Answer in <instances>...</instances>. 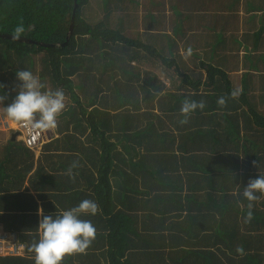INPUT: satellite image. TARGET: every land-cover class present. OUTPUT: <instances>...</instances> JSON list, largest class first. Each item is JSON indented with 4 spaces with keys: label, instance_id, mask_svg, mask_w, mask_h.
<instances>
[{
    "label": "trees",
    "instance_id": "obj_1",
    "mask_svg": "<svg viewBox=\"0 0 264 264\" xmlns=\"http://www.w3.org/2000/svg\"><path fill=\"white\" fill-rule=\"evenodd\" d=\"M258 2L0 0V36L23 22L32 42L0 37V106L21 70L67 97L37 166L23 143L0 145V228L26 246L0 264H35L39 206L55 216L84 199L100 209L82 217L96 239L62 264H264V196L247 222L242 195L264 175V13L240 15L263 12ZM185 98L206 106L181 125ZM123 201L133 215L117 209ZM150 220L163 228L153 233Z\"/></svg>",
    "mask_w": 264,
    "mask_h": 264
},
{
    "label": "clouds",
    "instance_id": "obj_2",
    "mask_svg": "<svg viewBox=\"0 0 264 264\" xmlns=\"http://www.w3.org/2000/svg\"><path fill=\"white\" fill-rule=\"evenodd\" d=\"M24 33L25 27L23 22H21L14 28L12 40L19 41ZM192 54L193 50L188 48L185 59ZM16 77L20 82L17 95L7 107L0 106L6 117L12 122L20 123L31 131L44 133L55 130L58 127L59 117L67 106V97L64 90L62 88L48 89L39 77L29 70L17 71ZM239 95L240 92L238 90H234L230 94L233 99H236ZM5 99H7L5 95H0V105H3ZM226 103L227 97L225 96H221L217 100V104L220 107H226ZM205 106L206 104L203 100L195 101L185 98L180 108V115L183 117L179 121L180 124H187L192 114L197 109L203 110ZM3 126L5 127V123H3ZM11 131L8 130L6 132ZM14 137H16L15 140L23 143L25 148H27L19 132H14ZM17 137H19L20 141ZM42 145L43 140L41 145L35 150ZM35 150L30 151L34 153ZM78 166V161H74L69 166L68 175L70 177L72 176V169ZM242 195L248 201V212L245 219L247 222H251L254 205L261 196H264V175L259 174L258 178L249 180L247 186L243 188ZM99 210L98 204L90 199H84L77 206L61 211L55 216L52 214L45 215L43 208H39L38 215L41 219L38 229L40 237L38 242H34L29 249L35 253V264H62L65 256L85 253L96 239L97 230L91 220L83 219L82 217L95 216ZM0 232L13 234L3 228H0ZM237 252L243 255V247H238Z\"/></svg>",
    "mask_w": 264,
    "mask_h": 264
},
{
    "label": "built area",
    "instance_id": "obj_3",
    "mask_svg": "<svg viewBox=\"0 0 264 264\" xmlns=\"http://www.w3.org/2000/svg\"><path fill=\"white\" fill-rule=\"evenodd\" d=\"M8 130L19 132L23 138L26 147L35 150L42 143L44 133L41 131H31L20 123L12 122L9 125L5 123ZM25 252V246L20 245L15 234L0 232V256H21Z\"/></svg>",
    "mask_w": 264,
    "mask_h": 264
},
{
    "label": "crops",
    "instance_id": "obj_4",
    "mask_svg": "<svg viewBox=\"0 0 264 264\" xmlns=\"http://www.w3.org/2000/svg\"><path fill=\"white\" fill-rule=\"evenodd\" d=\"M195 34L196 33H194V36H195ZM186 54V53H185ZM183 57H185V55H182ZM240 72V73H239ZM239 72H234V73H230V76L232 77V78H234V83L237 85V86H239V84H240V81H239V78H241V75L244 73L243 71H239ZM163 82L165 83V84H168L169 85V83L163 78ZM7 118V117H6ZM8 119V118H7ZM1 133V132H0ZM2 134H5V135H8L9 133H7L5 130H4V132H2ZM56 136H55V132H54V130H51V131H46V132H44V138H43V145H46L47 143H49L50 141H52V139H54ZM15 138L16 137H12V139L11 140H15ZM18 138V140L20 141V139H19V137H17ZM3 139H5V138H0V141L2 140V142H4V140ZM9 141V140H8ZM8 141H5V142H8ZM4 145V144H3ZM43 145L40 147V148H38L37 150H35L34 151V154H35V159H36V166H37V162L39 161V157L42 155V148H43ZM5 146V145H4ZM27 185V184H26ZM132 195V194H131ZM131 195H127V196H125V197H123V196H119L120 198H123V199H128V200H130L129 198H130V196ZM140 198V197H139ZM115 202L116 203H118V200L116 199L115 200ZM128 203V201H123V202H121V204L122 205H119L118 207H117V209L118 210H123V211H125L127 214H132V213H135V210H131L130 209V207H127V208H123L124 206H128V205H130V204H127ZM147 205H146V202H144V203H141V207L140 206H138V207H140L141 208V211H140V215H143V214H145V212L146 211H148V210H146L145 209V207H146ZM40 208L42 207V206H39ZM132 212V213H131ZM133 215V214H132ZM157 217L156 218H158V217H160V215L159 214H157L156 215ZM152 220V219H151ZM150 220V221H151ZM130 224H131V227L133 228L134 227V225H133V220H132V222H130ZM166 224V223H165ZM165 224H164V226H165ZM148 228H150L152 231H153V233H158L159 232V229H161V228H163V226L161 225V224H159V223H157V222H154L153 223V221H151V223H150V225H146ZM134 230H135V228H133ZM140 231H141V229H140ZM142 232H149L147 229H143L142 230ZM13 234H15L16 235V237H17V241H18V234L16 233V232H13ZM132 239H135V238H132ZM135 241H136V239H135ZM18 243L19 244H22V243H20L19 241H18ZM22 245H24V244H22ZM25 246V245H24ZM25 254H26V246H25V252H24V254L22 255V256H20V257H23V256H25ZM7 257H12V256H7ZM81 264H87V262H86V260H84V262H82Z\"/></svg>",
    "mask_w": 264,
    "mask_h": 264
},
{
    "label": "rangeland",
    "instance_id": "obj_5",
    "mask_svg": "<svg viewBox=\"0 0 264 264\" xmlns=\"http://www.w3.org/2000/svg\"><path fill=\"white\" fill-rule=\"evenodd\" d=\"M103 1H107V0H103ZM109 1H110V4H111L114 0H109ZM166 1L168 2V0H166ZM251 1L254 2V0H251ZM139 2L142 4L143 0H139ZM258 3H261L260 0H259ZM244 6L246 7V5H244ZM245 7H243V10L240 12V15L243 16L244 20L247 17H250V15H253V14L261 15L262 13H264V11L263 12L248 13V12H245ZM138 9H140V12L143 13V11H141V9H143V5L141 6V8L139 7ZM219 13H222V12H219ZM170 14H171V12H169V15ZM243 25H244V23H243ZM244 34H245V30L243 28L241 31H239V36L242 37V35H244ZM178 46H179V54L180 55H185V53H186V49L185 48L186 47H185L184 43L179 44ZM3 123H7L9 125L10 123H12V121L7 119L6 118V114L2 110H0V132H1L0 133V138L1 139L5 138V139H3L4 142H2V140L0 141V145H3V144L5 145L7 143L5 141H8L10 137H14V132L13 131L7 132V133H9L8 135L2 134V132H4V130L8 131L7 128L3 126Z\"/></svg>",
    "mask_w": 264,
    "mask_h": 264
},
{
    "label": "water",
    "instance_id": "obj_6",
    "mask_svg": "<svg viewBox=\"0 0 264 264\" xmlns=\"http://www.w3.org/2000/svg\"><path fill=\"white\" fill-rule=\"evenodd\" d=\"M76 1H77V0H76ZM76 6H77V5H76ZM72 29H73V26H72ZM0 37L8 38V39H12V36H9V35H8V36H7V35H6V36H0ZM19 42L32 43L31 41H28V40H26V39H22V38L19 40Z\"/></svg>",
    "mask_w": 264,
    "mask_h": 264
},
{
    "label": "bare ground",
    "instance_id": "obj_7",
    "mask_svg": "<svg viewBox=\"0 0 264 264\" xmlns=\"http://www.w3.org/2000/svg\"><path fill=\"white\" fill-rule=\"evenodd\" d=\"M20 245H22V244H20ZM24 246V245H23ZM22 256V255H21Z\"/></svg>",
    "mask_w": 264,
    "mask_h": 264
}]
</instances>
